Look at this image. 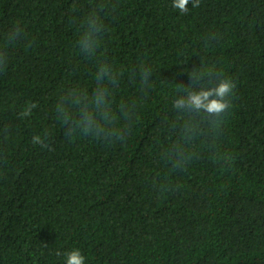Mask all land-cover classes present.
<instances>
[{
    "label": "trees",
    "instance_id": "trees-1",
    "mask_svg": "<svg viewBox=\"0 0 264 264\" xmlns=\"http://www.w3.org/2000/svg\"><path fill=\"white\" fill-rule=\"evenodd\" d=\"M103 2L97 55L124 72L115 104L137 105L122 140L66 135L55 113L65 89L95 87L76 40L102 0H0V47L24 30L0 68V264H64L73 249L85 264H264V0ZM200 62L235 82L231 107L173 169L160 154L178 139L175 84Z\"/></svg>",
    "mask_w": 264,
    "mask_h": 264
},
{
    "label": "clouds",
    "instance_id": "clouds-1",
    "mask_svg": "<svg viewBox=\"0 0 264 264\" xmlns=\"http://www.w3.org/2000/svg\"><path fill=\"white\" fill-rule=\"evenodd\" d=\"M190 2L193 8L199 7L200 0H172L171 6L180 13H186ZM106 7L107 4L102 0L99 6L87 12L80 21L76 40L79 52L95 62L92 76L95 87L91 92L80 87L65 89L55 104L56 117L69 136L80 134L109 141L122 140L126 129L120 126L121 120L131 121L136 114L135 101L115 104V93L124 72L97 55L103 45L105 30L100 11ZM23 35L24 30L19 24H14L7 31L4 36L7 43L0 47V68L6 67L9 62L8 45L23 38ZM184 72L191 83L186 87L174 83L180 95L172 104L178 117L172 129L178 139L160 154L161 159L170 163L173 169H182L191 161L196 140L214 136L223 124L224 114L231 107V97L236 87L231 78L201 62L198 69L188 71L186 68ZM137 76L142 90L151 87L152 69L143 62L131 73L134 81ZM36 107L35 103L26 106L21 115L30 116ZM32 143L48 146L40 135L33 136ZM64 264H85V257L79 249H73L64 254Z\"/></svg>",
    "mask_w": 264,
    "mask_h": 264
}]
</instances>
